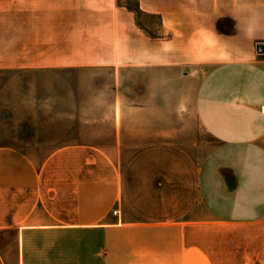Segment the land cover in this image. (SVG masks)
<instances>
[{
    "label": "crops",
    "instance_id": "1",
    "mask_svg": "<svg viewBox=\"0 0 264 264\" xmlns=\"http://www.w3.org/2000/svg\"><path fill=\"white\" fill-rule=\"evenodd\" d=\"M263 42L264 0H0V264H264Z\"/></svg>",
    "mask_w": 264,
    "mask_h": 264
},
{
    "label": "rangeland",
    "instance_id": "2",
    "mask_svg": "<svg viewBox=\"0 0 264 264\" xmlns=\"http://www.w3.org/2000/svg\"><path fill=\"white\" fill-rule=\"evenodd\" d=\"M71 72L72 71H61L60 72L61 73V78H63L61 80V82L63 80H65L67 78L66 75H68V73H71ZM15 73L16 72L12 71L9 74H4L1 77V81H0V83H1V95L3 96L2 100L3 101L5 100L6 107H7V110H8V114H5L6 115L5 117L8 120H10L12 118V116H13V114H12V112H10V109H9V106H8L10 104V102L12 100H15V99L18 100V97L21 94H22L21 95L22 97H25L26 93L25 92L24 93H20L19 90L20 89H27V88H29L31 86L30 83H34V82H30V80L26 81V76H23V75L15 76ZM73 73H75V71H73ZM15 96H18V97L15 98ZM61 101H62V98H61ZM11 120H13V119H11ZM64 131H67V130H61L60 133L62 134ZM210 141H212V140H210V138H208V136L203 134L202 143L204 142L206 144L208 142L210 143Z\"/></svg>",
    "mask_w": 264,
    "mask_h": 264
},
{
    "label": "built area",
    "instance_id": "3",
    "mask_svg": "<svg viewBox=\"0 0 264 264\" xmlns=\"http://www.w3.org/2000/svg\"><path fill=\"white\" fill-rule=\"evenodd\" d=\"M258 51H259V52H262V51H263V49H262V44H259V45H258ZM261 111L264 113V106H262ZM114 212L117 213V210H115Z\"/></svg>",
    "mask_w": 264,
    "mask_h": 264
},
{
    "label": "water",
    "instance_id": "4",
    "mask_svg": "<svg viewBox=\"0 0 264 264\" xmlns=\"http://www.w3.org/2000/svg\"><path fill=\"white\" fill-rule=\"evenodd\" d=\"M262 49H263V51H264V42L262 43Z\"/></svg>",
    "mask_w": 264,
    "mask_h": 264
}]
</instances>
